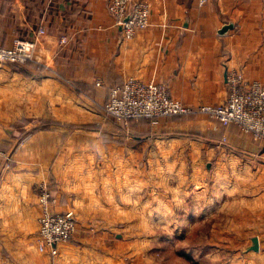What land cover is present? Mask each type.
<instances>
[{"label": "crops", "instance_id": "0c3cea01", "mask_svg": "<svg viewBox=\"0 0 264 264\" xmlns=\"http://www.w3.org/2000/svg\"><path fill=\"white\" fill-rule=\"evenodd\" d=\"M109 1L0 0V43L37 42L31 75L0 65V147L15 148V128L28 135L0 179V264H149L141 245L153 236L142 228L153 219L142 214L162 223L157 209L170 226L179 210L190 222L213 221L215 252L264 264V142L204 114L122 122L104 109L112 87L130 78L165 83L194 108L226 103L232 71L264 85V0L201 8L195 0H133L150 4L151 25L129 41ZM226 23L234 27L221 35ZM43 119L97 129L30 131ZM191 144L202 148L192 153ZM44 184L55 191L50 210L77 222L55 257L37 246ZM190 195L197 202L187 213Z\"/></svg>", "mask_w": 264, "mask_h": 264}, {"label": "built area", "instance_id": "2783aa9c", "mask_svg": "<svg viewBox=\"0 0 264 264\" xmlns=\"http://www.w3.org/2000/svg\"><path fill=\"white\" fill-rule=\"evenodd\" d=\"M209 1L195 0L199 8L206 6ZM108 10L115 18L116 25L121 27L124 41L134 39L139 30H145L151 25L150 4L147 1L110 0ZM40 32L43 34L44 30ZM62 42L66 43L67 39L63 38ZM36 46L35 40L21 38H17L12 47L0 43V63L25 65L33 61ZM227 82L229 95L226 103L194 108L173 98L165 83L130 78L112 87L104 109L109 117L124 122H154L161 118L204 114L223 127L238 125L254 141L264 142V85L246 80L242 71L230 72ZM40 188L42 202L47 205L51 201L50 187L44 184ZM76 232L77 222L70 213L47 210L40 218L38 248L40 251L49 249L51 256H56L59 244L72 241Z\"/></svg>", "mask_w": 264, "mask_h": 264}, {"label": "rangeland", "instance_id": "374dc122", "mask_svg": "<svg viewBox=\"0 0 264 264\" xmlns=\"http://www.w3.org/2000/svg\"><path fill=\"white\" fill-rule=\"evenodd\" d=\"M1 67H10L9 65H5L0 63ZM117 120V119H116ZM21 121V120H20ZM124 122V121H122ZM221 124V123H220ZM67 122H63V125H55L56 127L64 126L66 130L72 129L70 131L71 133L75 130L73 127H70ZM81 125L86 124H80L77 126V128H81ZM88 125V124H87ZM86 125V126H87ZM88 126H95V125H88ZM86 129V128H84ZM91 130V129H88ZM31 131V130H30ZM189 133V132H188ZM194 135L192 137L187 136L191 140H196L198 142H201L202 137L199 135H196L197 133H193ZM28 136V135H26ZM66 135L64 136V138ZM201 139V140H200ZM109 140H111L109 138ZM22 141H17L14 146L15 148L13 150L9 149H3L0 147V179L3 178L6 173L9 172V170L13 167L14 164V156L18 149L21 147L20 144H22ZM112 146L117 145V141H110ZM18 146H20L18 148ZM181 147H175V150L178 151ZM202 148L200 146H195L191 144L188 149L191 150V152L199 151V149ZM198 149V150H197ZM202 150H200L201 152ZM4 156V157H3ZM198 163L196 162V165ZM196 165L194 163H190L189 165V171L191 172V176L189 181L191 182V189H196V179L194 182L193 174L192 172L196 168ZM7 167H9L7 169ZM42 186V185H41ZM40 186V187H41ZM49 186V185H48ZM170 184L168 185L169 189ZM50 187V193H51V201L46 205L42 202L43 195H42V189H39L38 197H39V203L43 206L44 210L40 218L44 215V213L48 210L51 211L49 208V205L52 204L55 200V197L52 195V188ZM172 197V194H170ZM191 200V203L187 202L185 211L188 213L190 209V204H196V195H190L188 197ZM172 200V199H170ZM208 202V201H206ZM161 203V202H160ZM173 203H175V200H173ZM162 204V203H161ZM51 206V205H50ZM47 209V210H46ZM213 209L211 208L210 213L213 214ZM54 212V211H51ZM146 213L142 216L148 217L153 219L152 225H145L142 228V232L146 231L148 235H152V239L150 241H143L141 245V249L144 250L146 259L148 263L150 264H247V262L244 261V258H233L231 256H225L226 251H220L219 253L215 252L214 249V242H213V221L206 220V223L203 224L197 223L196 220H192L191 222L189 219H182L184 217H188L184 214L182 210H179V213L175 214L179 217H177V226H170L167 224V221L163 223L166 219L164 218L163 212L164 210L157 209L156 212L158 214H162L163 220L161 223V217L157 220L156 225H154V219L155 216H150L149 211H145ZM154 212V211H152ZM169 213L168 210H166V214ZM165 214V213H164ZM73 217V215H72ZM40 218L38 222L40 223ZM74 218V217H73ZM75 220V219H74ZM189 222V223H188ZM187 223V224H185ZM183 224V225H181ZM201 224V225H199ZM224 229V227H223ZM39 230V229H38ZM38 233V231H37ZM36 233V236H37ZM75 238V236H74ZM73 238V239H74ZM149 237H147L148 239ZM150 239V238H149ZM71 242V241H70ZM69 243V242H68ZM61 244V243H60ZM59 244V245H60ZM37 246H38V240H37ZM39 249V248H38ZM46 252H48L50 255V250L46 249ZM59 251V250H58ZM44 252V251H42ZM227 253V252H226ZM59 254V253H58ZM232 255V254H231ZM57 256V255H56ZM55 257V256H53Z\"/></svg>", "mask_w": 264, "mask_h": 264}, {"label": "trees", "instance_id": "16d2710c", "mask_svg": "<svg viewBox=\"0 0 264 264\" xmlns=\"http://www.w3.org/2000/svg\"><path fill=\"white\" fill-rule=\"evenodd\" d=\"M32 65V61H29L27 64L25 65H16V64H13V65H10L11 68H13L14 70H16L17 72H20L24 75H31V73H29L27 71L28 67H30ZM25 120V119H24ZM141 121H148V120H141ZM139 121V122H141ZM131 122H135V121H131ZM54 125H63V123L61 121H56V120H52V119H43L41 120V123L33 128L31 131L33 133H37L39 131H42V130H50ZM71 127L73 128H77V126L75 125H70ZM86 129H97V126H86L84 127ZM27 135V132L25 130H21V129H17L15 128L12 132V138L15 139L16 141H21L23 140ZM182 135H185V136H189V137H192L194 134L192 132L190 133H182ZM196 135H199V136H202L200 134H196ZM52 195L55 196V191L52 190Z\"/></svg>", "mask_w": 264, "mask_h": 264}, {"label": "water", "instance_id": "95a60500", "mask_svg": "<svg viewBox=\"0 0 264 264\" xmlns=\"http://www.w3.org/2000/svg\"><path fill=\"white\" fill-rule=\"evenodd\" d=\"M234 27V25H233V23H226L223 27H222V29L219 31V33L221 34V35H225V34H227V32L230 30V29H232ZM253 247H252V250H254V251H258L259 250V240H258V238L256 237V238H254L253 239Z\"/></svg>", "mask_w": 264, "mask_h": 264}]
</instances>
